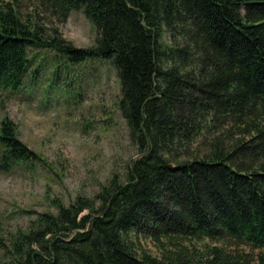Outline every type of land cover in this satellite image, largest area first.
I'll use <instances>...</instances> for the list:
<instances>
[{"label":"trees","instance_id":"16d2710c","mask_svg":"<svg viewBox=\"0 0 264 264\" xmlns=\"http://www.w3.org/2000/svg\"><path fill=\"white\" fill-rule=\"evenodd\" d=\"M30 1L0 0V94L43 49L104 61L136 156L122 181L0 235V264H252L235 249L264 248V0ZM72 10L90 46L59 32ZM0 149L3 170L38 158L5 118Z\"/></svg>","mask_w":264,"mask_h":264},{"label":"rangeland","instance_id":"374dc122","mask_svg":"<svg viewBox=\"0 0 264 264\" xmlns=\"http://www.w3.org/2000/svg\"><path fill=\"white\" fill-rule=\"evenodd\" d=\"M19 3L24 11L33 4ZM58 29L75 47L90 46L96 35L80 10L70 11ZM35 58L38 69L31 65L23 85L0 94V120L10 121L17 138L38 156L0 169L2 236L25 227L35 213H55L57 201L67 205L77 195L92 196L113 173L122 181L126 164L136 156L115 105L118 82L108 63H70L51 49ZM139 243L155 254L149 240ZM235 250L249 253L252 264L259 256L264 261V248Z\"/></svg>","mask_w":264,"mask_h":264}]
</instances>
